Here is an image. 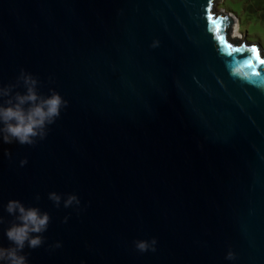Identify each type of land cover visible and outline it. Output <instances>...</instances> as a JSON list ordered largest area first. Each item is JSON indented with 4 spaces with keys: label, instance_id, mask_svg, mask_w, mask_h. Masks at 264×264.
<instances>
[{
    "label": "water",
    "instance_id": "95a60500",
    "mask_svg": "<svg viewBox=\"0 0 264 264\" xmlns=\"http://www.w3.org/2000/svg\"><path fill=\"white\" fill-rule=\"evenodd\" d=\"M218 1L0 0V86L68 102L0 140V246L18 200L50 216L27 264H264V47Z\"/></svg>",
    "mask_w": 264,
    "mask_h": 264
},
{
    "label": "clouds",
    "instance_id": "9594fccd",
    "mask_svg": "<svg viewBox=\"0 0 264 264\" xmlns=\"http://www.w3.org/2000/svg\"><path fill=\"white\" fill-rule=\"evenodd\" d=\"M38 83L37 78L21 69L15 84L0 86V140L4 144L17 142L35 146L38 141L46 139L49 126L60 117L61 109L68 106V102L55 90H50L48 95L39 93ZM21 85L25 90L23 93L16 91ZM5 155L11 157L10 152L6 151ZM26 164V159L20 161L21 167ZM36 199L39 200L38 195ZM48 199L57 208L60 207L61 195L51 192ZM79 205L80 200L74 194L63 199L64 208H79ZM5 211L14 219L9 222L5 233L11 246H0V264H27L24 249H37L45 243L43 233L48 229L50 216L37 207H25L18 200H10ZM67 220L68 217H65L64 222L67 223ZM4 223V218L0 216V225ZM54 247L59 248L61 244L57 243ZM148 247L147 242H137L140 251H146ZM234 258L232 252L226 257L229 260Z\"/></svg>",
    "mask_w": 264,
    "mask_h": 264
},
{
    "label": "trees",
    "instance_id": "16d2710c",
    "mask_svg": "<svg viewBox=\"0 0 264 264\" xmlns=\"http://www.w3.org/2000/svg\"><path fill=\"white\" fill-rule=\"evenodd\" d=\"M237 4L232 9L236 11L241 26L245 27V35L256 36L258 31H264V0H240ZM248 25L251 29L246 28Z\"/></svg>",
    "mask_w": 264,
    "mask_h": 264
},
{
    "label": "rangeland",
    "instance_id": "374dc122",
    "mask_svg": "<svg viewBox=\"0 0 264 264\" xmlns=\"http://www.w3.org/2000/svg\"><path fill=\"white\" fill-rule=\"evenodd\" d=\"M240 1V0H239ZM238 0H219L217 3H216V9H223L224 11L230 13L231 15L235 16L236 18V25L233 26L232 30V34L239 37L240 39L244 38L246 39L247 41H250V42H253V43H259L262 47H264V31H258L256 33V36L252 35V36H246L245 35V30L244 28L241 26V21L239 19V17L237 16L236 14V11H234L232 9V7L234 6H237ZM244 25V24H243ZM250 28L251 27L248 25L246 26V28ZM247 28V29H248Z\"/></svg>",
    "mask_w": 264,
    "mask_h": 264
}]
</instances>
